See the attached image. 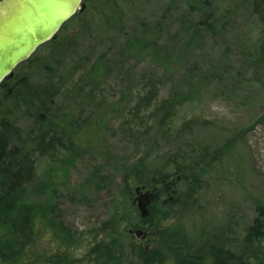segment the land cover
Instances as JSON below:
<instances>
[{"label":"rangeland","instance_id":"rangeland-1","mask_svg":"<svg viewBox=\"0 0 264 264\" xmlns=\"http://www.w3.org/2000/svg\"><path fill=\"white\" fill-rule=\"evenodd\" d=\"M83 1L85 12L66 22L54 40L33 54L39 66L13 73L20 79L29 76L35 85L51 84L50 79L57 78L62 87L59 101L74 113L67 131L73 137L77 156L65 150L41 155L34 151L33 155L38 175L50 174L60 184L57 202L63 222L91 238L75 250L77 264H90L87 249L91 235L107 219L111 204L119 198L118 189L132 181L136 173L141 180H149L161 167L171 169L174 160L192 146L214 152V161L197 178L201 188L189 181L181 183L191 199L184 201L173 219L157 230H149L145 241L132 235L127 240L126 264H178L166 253H155L161 231L173 222L191 232L203 223L219 225L232 220L236 235L243 236L264 209V71L260 75L254 73L255 69H244L239 76L225 74L201 86L198 96L178 105L165 120V101L179 82L188 81L187 66L170 74L145 56V61L135 67L137 63L129 53L131 61L120 62L121 51L126 35L138 23L144 19L160 21L171 2L184 10L185 0ZM252 22L248 12L239 15L236 33L241 37L251 33ZM220 47L207 42L195 58L211 64L220 54ZM125 49L131 53L132 47ZM235 49L238 47L231 50L232 54L239 52ZM232 54L229 58H236L235 68H241L242 58ZM103 55L113 59L114 67L107 73L92 72V64ZM48 64L53 68L50 74L44 70ZM242 82L245 85L240 89ZM2 99L0 92L3 113H10L8 119L28 135L34 127L32 118L14 112L15 98L6 102ZM184 166L187 173L195 168L189 161ZM177 180L179 175L171 177V181ZM133 186L129 202H134L135 189L144 187ZM41 235L37 253H47L52 237L47 230ZM144 247L149 248L145 257L139 252ZM201 262L218 264L211 259Z\"/></svg>","mask_w":264,"mask_h":264},{"label":"trees","instance_id":"trees-1","mask_svg":"<svg viewBox=\"0 0 264 264\" xmlns=\"http://www.w3.org/2000/svg\"><path fill=\"white\" fill-rule=\"evenodd\" d=\"M184 7L183 10L177 2H171L170 15L167 16V8L160 21L144 19L138 23L126 35V45L121 51L120 62L131 61L129 53L137 63L135 67L145 61V56L170 74L187 66L185 77L188 81L186 84L179 82L165 101V120L178 105L198 96L201 86L221 79L225 74L239 76L244 69H255L254 73L260 75L264 71V0H185ZM246 12L253 21V30L241 37L235 31L237 17ZM207 42L221 46L220 54L215 55L211 64L195 58L200 50L203 52ZM125 47H132L131 53ZM236 47L239 52L232 54L231 50ZM230 53L242 58L241 68H235L236 58L230 59ZM114 65L112 58L103 55L92 64L91 71L107 73ZM38 66V58L32 56L13 73ZM50 68L51 64L46 65L45 72L48 73ZM28 79L29 76L20 79L19 75L12 74L0 85L2 101L15 98L14 112L31 117L34 123L30 133L24 135L22 129L8 119L10 113H3L0 102V261L3 264L25 261L77 264L75 250L91 238L63 222L57 202L60 184L50 174L38 175L33 155L34 151L41 155L65 150L71 152L70 156H77L73 137L67 131L68 124L75 118L74 113L70 106L59 101L60 80L55 78L50 79L51 84L40 82L35 85ZM149 83L151 85L150 80ZM243 85L244 82L240 83L239 88ZM31 146L34 150L29 149ZM174 161V167H161L149 180H141L136 173L132 181L118 189L119 198L111 204L107 219L98 232L93 230L90 233L95 234H88L92 236L87 249L90 264H126L127 240L131 237L128 231L157 230L173 219L184 201L192 196L181 183L189 181L200 189L202 182L197 178L214 161V152L192 146ZM187 161L195 167L192 173L184 170ZM167 163L172 164V160ZM174 175H179L180 180L171 181ZM140 184L152 190L155 197L147 218H141L132 200L128 201L132 199L133 185ZM177 226L173 222L164 227L155 253H166L178 264H200L206 259L218 264H264L262 208L243 236L236 235L232 220L219 225L203 223L191 232ZM43 230L50 232L52 241L47 244V253H37V240L42 237Z\"/></svg>","mask_w":264,"mask_h":264},{"label":"water","instance_id":"water-1","mask_svg":"<svg viewBox=\"0 0 264 264\" xmlns=\"http://www.w3.org/2000/svg\"><path fill=\"white\" fill-rule=\"evenodd\" d=\"M86 10L83 0H0V85L15 68L51 41L62 26ZM141 218H147L155 197L152 190L135 189ZM145 240L148 230H130Z\"/></svg>","mask_w":264,"mask_h":264},{"label":"flooded vegetation","instance_id":"flooded-vegetation-1","mask_svg":"<svg viewBox=\"0 0 264 264\" xmlns=\"http://www.w3.org/2000/svg\"><path fill=\"white\" fill-rule=\"evenodd\" d=\"M138 248H139V247H138ZM132 251H133L134 253L136 252L135 249L132 250ZM139 252H142L141 255L144 256V257H145V256H148L149 248H148V247H144V249H143L142 251L139 250ZM142 256H141V257H142ZM171 259H172V258H171ZM141 261H143V260H141ZM172 261L176 263V261H174L173 259H172Z\"/></svg>","mask_w":264,"mask_h":264}]
</instances>
